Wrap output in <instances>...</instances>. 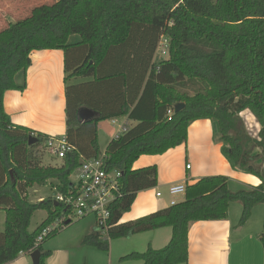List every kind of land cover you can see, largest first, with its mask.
Instances as JSON below:
<instances>
[{"label": "trees", "instance_id": "obj_1", "mask_svg": "<svg viewBox=\"0 0 264 264\" xmlns=\"http://www.w3.org/2000/svg\"><path fill=\"white\" fill-rule=\"evenodd\" d=\"M73 35L80 41L69 43ZM161 38L167 40V58L155 62ZM45 49L63 51L66 81L86 80L65 87L64 140L72 150L59 166L41 165L36 148L48 138L12 124L2 102L6 91L25 89L30 54ZM179 103L184 107L175 113ZM82 109L93 118L81 122ZM245 111L259 126L256 139L248 137L240 119ZM125 116L133 124L104 152L106 170L121 174L120 196L110 207L107 234L91 233L86 242L107 249L105 236L114 240L170 228L165 247L148 246L122 260L187 264L191 223L226 220L229 205L238 202L243 225L253 207H264V0H57L0 31V211L5 216L0 264L36 250L43 264L49 252L42 244L59 231L39 244L37 237L64 207L50 198L31 203L28 190L54 181L52 189L66 192L70 176L99 156L98 123ZM200 119L212 122L231 167L261 184L233 192L227 177H204L186 185L182 202L119 223L137 193L157 186L155 166L133 170V163L184 144L188 126ZM30 136L36 138L32 146ZM37 211H45L46 218L29 232ZM258 239L264 249V217Z\"/></svg>", "mask_w": 264, "mask_h": 264}, {"label": "crops", "instance_id": "obj_2", "mask_svg": "<svg viewBox=\"0 0 264 264\" xmlns=\"http://www.w3.org/2000/svg\"><path fill=\"white\" fill-rule=\"evenodd\" d=\"M22 7L21 2L4 3L3 8H0V31L5 28L2 27V18L5 17L11 23H15V16L24 11ZM30 60L31 64L25 74V89L6 91L3 94V110L14 125L33 130L48 139L64 138L67 82L64 53L59 49L37 50L31 52ZM154 61L158 62L155 58ZM22 79V76L19 79L17 77V83L22 84ZM83 81L86 80L70 78L68 83L79 84ZM243 114L244 112L240 116ZM113 119H116L117 123L119 121V125L133 124L128 122L126 116ZM110 120L112 119L104 122L110 123ZM256 123L254 126L257 136L259 126ZM249 126L251 127V124ZM113 128L116 130L112 138L117 131L116 127ZM221 147L222 144L215 136L212 122L208 119H200L188 126L187 140L184 144L162 155L140 156L133 163L132 169L155 166L157 186L137 193L130 211L123 214L119 223L135 221L168 208L172 201L182 202L184 194L176 196L169 194V188L173 185H190L201 178L210 176L227 177L229 189L233 192L261 184L257 177L233 169L222 155ZM187 166L189 169L186 168ZM241 213V204L233 202L229 205L226 220L191 223L188 231L187 264H264V249L258 239L262 231L264 207L262 205L253 207L250 217L243 225H239ZM94 229L95 226L91 228L89 234L93 233ZM170 238V228L123 238L122 254L126 256L140 251L138 248L142 242H145L146 248L150 246L158 250L165 247ZM8 264H30L29 255L21 254Z\"/></svg>", "mask_w": 264, "mask_h": 264}, {"label": "rangeland", "instance_id": "obj_3", "mask_svg": "<svg viewBox=\"0 0 264 264\" xmlns=\"http://www.w3.org/2000/svg\"><path fill=\"white\" fill-rule=\"evenodd\" d=\"M13 0H0V8H3L4 3ZM23 5L22 9L24 10L17 16H15V21L21 20L29 15L32 9L41 5H51L57 0H19ZM3 24L2 27H6L11 24V21L2 18ZM1 25V22H0ZM69 43H77L80 41L78 35H73L69 38ZM155 60L160 61L167 58V51L165 54L157 53L155 55ZM21 76L18 77V79ZM76 82H66V86L74 85ZM65 86V87H66ZM247 117V118H246ZM244 129L251 139H256V123L255 118L248 112L245 111L242 116H240ZM252 119V120H251ZM251 120V122H250ZM120 122L118 121V124ZM251 124V127L249 126ZM257 124V123H256ZM116 130L108 122L99 123L98 127V137L97 144L99 149V155H103L105 149L112 139V134ZM219 138L218 133L216 134ZM46 142L40 143L36 150H38L37 157L40 158L42 166H59L61 160L56 155H52L47 151ZM34 148V151H36ZM76 180V173H73L70 176V181L74 182ZM55 184L52 181L51 185L49 183L42 185H34L28 190V200L31 203H35L41 200H46L52 198L54 194V189H52ZM4 212L0 211V231L4 230ZM46 218L45 211H37L33 214L30 225L29 232L35 230L38 225ZM96 232V223L93 217H86L84 219L73 221L66 229L59 231L57 234L47 239L42 244L43 251H48L49 256L45 257L43 264H140L141 262H136L135 260H122L124 257L122 254V244L123 238L120 239H108L106 236L103 237V241L107 240V249L98 248L90 242H86V238L90 235L91 228ZM93 232V233H94ZM92 233V232H91ZM147 236V235H144ZM140 238V237H136ZM140 251L138 253H143L146 251L145 242L140 244ZM29 262L31 260L29 258Z\"/></svg>", "mask_w": 264, "mask_h": 264}, {"label": "built area", "instance_id": "obj_4", "mask_svg": "<svg viewBox=\"0 0 264 264\" xmlns=\"http://www.w3.org/2000/svg\"><path fill=\"white\" fill-rule=\"evenodd\" d=\"M166 51L167 40L161 38L156 53L165 54ZM110 125L117 128L114 137L125 131L126 125H119L116 119L110 120ZM46 148L50 154L56 155L59 159L64 158L65 154L72 150L64 138L48 139ZM186 168L189 169V166ZM75 173L76 180L70 181L71 185L66 192H58L54 189L55 192L50 199L53 203L64 207V213L41 231L37 237V244L52 232L64 229L67 226L66 222L71 224L73 221L86 217H93L96 223V234H107L110 207L120 196V172L118 170H106L103 154L83 162L80 169ZM185 190V184L173 185L169 188V194L176 196L184 194ZM174 204L175 202L172 201L171 205Z\"/></svg>", "mask_w": 264, "mask_h": 264}, {"label": "water", "instance_id": "obj_5", "mask_svg": "<svg viewBox=\"0 0 264 264\" xmlns=\"http://www.w3.org/2000/svg\"><path fill=\"white\" fill-rule=\"evenodd\" d=\"M183 107H184V104H182V103L176 104L174 106V112L178 113ZM92 118H93V113L92 112H90V111H88L86 109L80 110L79 119H80L81 122H86V121H88V120H90ZM35 143H36V138L30 136L28 138V145L32 146ZM54 205H57V204L54 203ZM68 224H69V222H66V225H68ZM29 258H30L32 264H39L40 252L36 250V251L30 253L29 254Z\"/></svg>", "mask_w": 264, "mask_h": 264}]
</instances>
